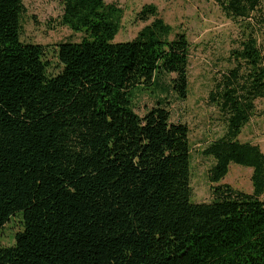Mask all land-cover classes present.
<instances>
[{
  "label": "trees",
  "instance_id": "obj_1",
  "mask_svg": "<svg viewBox=\"0 0 264 264\" xmlns=\"http://www.w3.org/2000/svg\"><path fill=\"white\" fill-rule=\"evenodd\" d=\"M24 1L0 0V230L22 215L0 264H264V152L239 138L264 98V0H215L242 30L208 95L227 126L203 150L210 202L192 201L189 126L166 99L134 104L166 75L187 98V35L146 4L137 17L152 21L116 42V3L63 0L61 23L83 37L59 43L52 74L45 47L21 39ZM232 163L252 168L253 193L221 183Z\"/></svg>",
  "mask_w": 264,
  "mask_h": 264
},
{
  "label": "rangeland",
  "instance_id": "obj_2",
  "mask_svg": "<svg viewBox=\"0 0 264 264\" xmlns=\"http://www.w3.org/2000/svg\"><path fill=\"white\" fill-rule=\"evenodd\" d=\"M116 3L124 10L121 29L116 42L132 40L148 23L138 19L137 14L146 4L158 7L160 16L173 27V35L183 32L191 42L189 66V93L180 98L171 88L169 79L164 77L163 88L136 91V111L144 115L156 105L159 99H166L172 122L186 123L190 128L192 149L191 186L193 202H210L214 199L209 169L214 159L203 154V150L214 140L222 137L227 130L218 108L208 101L215 77L230 67V50L238 45L242 24L229 18L215 0H105ZM26 12L22 16L24 42L41 44L45 47L46 59L51 66L49 72L57 73L60 68L58 45L72 40L80 41L82 33L72 31L61 23L63 0H25ZM259 41L264 42L260 35ZM169 88V89H168ZM257 115L244 127L240 140L261 147L264 152V98L257 102ZM252 168L232 163L229 173L221 181L235 189L253 193ZM264 199V194L261 197ZM22 215L12 216L0 230V244L13 245L16 233L22 229Z\"/></svg>",
  "mask_w": 264,
  "mask_h": 264
}]
</instances>
